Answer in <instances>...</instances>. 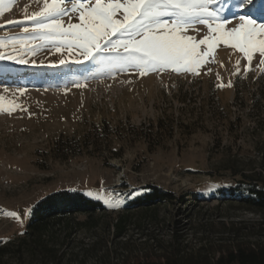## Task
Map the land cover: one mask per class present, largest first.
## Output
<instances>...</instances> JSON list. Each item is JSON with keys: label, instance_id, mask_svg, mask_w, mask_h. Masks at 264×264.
<instances>
[{"label": "rangeland", "instance_id": "1", "mask_svg": "<svg viewBox=\"0 0 264 264\" xmlns=\"http://www.w3.org/2000/svg\"><path fill=\"white\" fill-rule=\"evenodd\" d=\"M73 2L62 6L71 9ZM44 3L4 0L0 39H31L18 25L31 28L25 16ZM239 3L214 5L227 28L239 26V14L264 24V0ZM78 16L62 17L65 28L79 23ZM188 34L200 39L207 28L196 24ZM0 55V247L7 249L0 264H114L123 257L162 262L173 254L218 264L238 243L264 241V214L241 203L250 196V179L264 186V57L256 53L249 62L220 44L199 74L168 69L141 75L39 40L7 44ZM161 119L174 123L172 138L150 133ZM60 138H85L91 146L78 158L57 159L53 148ZM147 187L176 201L132 208L129 201ZM64 190L103 203L99 226H78L69 235L55 225L42 242L25 241L33 206ZM126 216L118 236L115 225Z\"/></svg>", "mask_w": 264, "mask_h": 264}, {"label": "snow or ice", "instance_id": "2", "mask_svg": "<svg viewBox=\"0 0 264 264\" xmlns=\"http://www.w3.org/2000/svg\"><path fill=\"white\" fill-rule=\"evenodd\" d=\"M219 0H75L71 9L62 6L65 0L45 3L40 11L25 16L31 28L18 26L31 39H0V48L7 44L31 45L34 40L53 45L56 51L75 49L84 60L98 59L121 72L128 69L141 75L162 72L199 74L212 62L218 45L223 44L244 55L251 62L254 54L264 57V24L239 14V26L227 28L228 20L214 8ZM252 0H240L242 8ZM4 0H0L2 12ZM79 13V23L64 26L62 17ZM14 24L16 22H9ZM196 24L204 25L207 34L197 39L189 35ZM35 51V47H31ZM4 57L0 55V59ZM60 60V64H64ZM79 62V61H77ZM264 64V59L260 61ZM221 87L224 85L221 84ZM228 86H231L230 83ZM110 207L118 204L102 193H89ZM15 215V214H13Z\"/></svg>", "mask_w": 264, "mask_h": 264}, {"label": "trees", "instance_id": "3", "mask_svg": "<svg viewBox=\"0 0 264 264\" xmlns=\"http://www.w3.org/2000/svg\"><path fill=\"white\" fill-rule=\"evenodd\" d=\"M156 130L155 134L153 129L150 130V133L154 136L162 134V136L172 138L175 126L174 123L168 126L166 120L161 119L157 122ZM101 133L100 136L103 135V129ZM105 137L112 138L113 134L108 132ZM141 139L150 144L151 140L146 135L141 136ZM160 142L157 143V146H160ZM89 146L91 145L86 142L85 138L82 140L60 138L54 144L53 152L57 159L68 160L80 157L89 150ZM250 181L251 184L247 186L250 196L247 199H242L241 203L249 204L247 206L255 212L264 214V186L252 182V179ZM175 201L176 199L171 193H163L155 187H147L142 195L130 200L129 205L132 208H149L158 202L173 204ZM106 210L102 202L92 200L80 191L64 190L55 192L33 206L24 240L28 239L34 243H40L46 235L50 234L52 227L55 225H63L69 235L78 226L80 229H95L100 224L99 216L103 215ZM78 216H86L85 221H77ZM127 219L128 216L117 221L115 228L118 236L124 233ZM6 251V248L0 247V255ZM149 258L146 257L144 261L131 263L129 257H123L121 261L114 264H198L192 258L182 260L177 254L175 256L174 254L165 256L162 262H152L149 261ZM218 264H264V241L256 244L251 242L238 243L236 248L228 250L226 254L219 258Z\"/></svg>", "mask_w": 264, "mask_h": 264}, {"label": "bare ground", "instance_id": "4", "mask_svg": "<svg viewBox=\"0 0 264 264\" xmlns=\"http://www.w3.org/2000/svg\"><path fill=\"white\" fill-rule=\"evenodd\" d=\"M252 8H253V5H250V6L247 7V10L248 9H251L252 10Z\"/></svg>", "mask_w": 264, "mask_h": 264}]
</instances>
